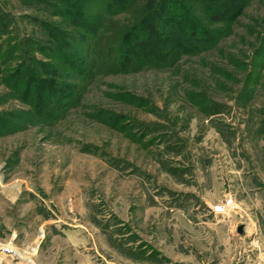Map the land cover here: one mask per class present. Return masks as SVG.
Segmentation results:
<instances>
[{"label": "rangeland", "instance_id": "374dc122", "mask_svg": "<svg viewBox=\"0 0 264 264\" xmlns=\"http://www.w3.org/2000/svg\"><path fill=\"white\" fill-rule=\"evenodd\" d=\"M228 1L0 0V264H264V0Z\"/></svg>", "mask_w": 264, "mask_h": 264}, {"label": "trees", "instance_id": "16d2710c", "mask_svg": "<svg viewBox=\"0 0 264 264\" xmlns=\"http://www.w3.org/2000/svg\"><path fill=\"white\" fill-rule=\"evenodd\" d=\"M64 5L67 6V11L68 13H72L73 12V9H74V6L71 5L69 3V0H64ZM235 4H236V0H229L228 2L224 3V4H219V5H214V7H217L219 8V10H226V8L224 7L225 5H228L231 7V10L234 11L235 9ZM166 11V12H165ZM170 9L169 8H165L163 7V12L160 13L161 15H166L167 13H170ZM223 13V12H221ZM233 13V12H232ZM208 14V12H207ZM218 15L219 14H212L210 13L208 16L210 18H213V20L217 21L218 20ZM195 29V28H193ZM192 29V26L190 27V39H192L193 37L196 38V34L198 33L197 30H193ZM139 33H141L140 36L138 35H135L134 33L132 34L133 35V41H131L129 43V46H127V50L126 51H129L130 52H133V53H139L141 50H145L146 46H147V40L148 38H152L156 35V29L155 27L152 25V24H149L147 26H141V28L139 29ZM172 34L171 35H167L166 36V39L169 40L170 38H172ZM166 40V41H167ZM160 47H157V46H152V48L150 49L152 51V53L156 54V53H160ZM144 53H147V52H144ZM50 87H54V86H50ZM52 89V88H51Z\"/></svg>", "mask_w": 264, "mask_h": 264}, {"label": "crops", "instance_id": "0c3cea01", "mask_svg": "<svg viewBox=\"0 0 264 264\" xmlns=\"http://www.w3.org/2000/svg\"><path fill=\"white\" fill-rule=\"evenodd\" d=\"M62 236L66 237V239H72V241L70 240V245L72 246V243H74L75 241H77L76 243H79V233L77 232H62L61 233ZM74 240V241H73ZM68 244V245H69ZM36 249L33 251L35 252ZM75 252L77 255H81L79 254L75 248H68L63 250V252H61V256H62V264H90L89 261H85L84 257L83 259L79 258L76 259L74 256H72V252ZM49 254L51 255V253L49 252ZM45 255H48V253H46ZM74 255V254H73Z\"/></svg>", "mask_w": 264, "mask_h": 264}, {"label": "built area", "instance_id": "2783aa9c", "mask_svg": "<svg viewBox=\"0 0 264 264\" xmlns=\"http://www.w3.org/2000/svg\"><path fill=\"white\" fill-rule=\"evenodd\" d=\"M230 205H231V201H228L227 203H225L224 206H215L213 212L214 213H224L225 210H227L226 208H229Z\"/></svg>", "mask_w": 264, "mask_h": 264}, {"label": "water", "instance_id": "95a60500", "mask_svg": "<svg viewBox=\"0 0 264 264\" xmlns=\"http://www.w3.org/2000/svg\"><path fill=\"white\" fill-rule=\"evenodd\" d=\"M237 233H238V234H243V226H239V227L237 228Z\"/></svg>", "mask_w": 264, "mask_h": 264}]
</instances>
